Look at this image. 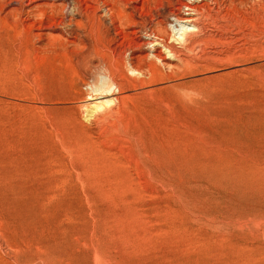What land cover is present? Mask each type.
Wrapping results in <instances>:
<instances>
[{"label": "rangeland", "instance_id": "obj_1", "mask_svg": "<svg viewBox=\"0 0 264 264\" xmlns=\"http://www.w3.org/2000/svg\"><path fill=\"white\" fill-rule=\"evenodd\" d=\"M132 1L0 0V264H264V0H217L190 47L163 16L195 0ZM105 4L127 14L116 81L138 57L162 75L94 125L85 99L118 90L77 59Z\"/></svg>", "mask_w": 264, "mask_h": 264}, {"label": "bare ground", "instance_id": "obj_2", "mask_svg": "<svg viewBox=\"0 0 264 264\" xmlns=\"http://www.w3.org/2000/svg\"><path fill=\"white\" fill-rule=\"evenodd\" d=\"M144 1L145 0H143V2ZM196 1H198L199 3H196ZM109 2H110V0H109ZM138 2H140V1L139 0H133L132 1V3H138ZM105 5L107 6L105 8L106 9V15L103 17H98L96 12H94V13L86 12L84 15H82L84 23L86 24V30H87L86 36L88 38V42H87V45L85 48L86 50H85L84 54L79 56V59H77V60H80L79 63L82 64L86 74L94 75L91 70H95V69L97 70L98 68H100L99 74H101V71H100L101 68L105 69L107 74L105 73V71L102 74L105 73L107 75V77L109 78V80H111L113 82V84L116 86V89L118 90V93L106 94L105 97H101L99 94H96L97 92L100 91V90H98L99 87L94 88V90L92 89V87H90L93 92H91V94L87 93V95L89 94L88 99L86 98L85 100L93 101V103L95 102L94 105L92 107H90L91 109H89V110L87 109L88 112L86 111L88 113L87 114L88 117H90V119L88 118L87 120H90L91 122H93V124H94V122L99 123L101 121H104L107 117L111 116L114 112H115L114 114H116V112H117V111H115L116 108H119L121 106L120 105L119 107H117L118 104H120L118 102L123 101V103H124V98H122V100L119 101L118 95H121L125 91L126 84L129 85L128 87L130 90L131 85H133L132 87H134V85L137 83L142 84V85L147 84V79L145 77H148L150 79V82H152L153 80L156 82V79L160 78L162 75V70L158 67V65L153 60H149L148 58L141 59L139 57H138L139 58V60H138V58L136 57L137 61L140 62V64L136 66V65H133L134 63L131 62L132 60H135L136 58L131 56L130 62L133 66L134 71H136L138 73V76L133 77V78H129L124 74H121V76H120V74L118 73V75L121 77L120 79L123 82L122 81H120V82L116 81L117 72L121 71V65L123 62L121 63L120 58L116 57V55L114 53L115 50L113 51V49L111 48L112 42L113 43L116 42L115 38L111 39V29L114 27V26L112 27L111 25H113L114 21H118L120 23L119 25H121L122 28L125 26H128L127 23H125V20L127 18V16H126L127 14H125V12H123V9H122V11L120 9H117L115 7V6H117V4H112V6H110L108 4H105ZM217 5H218L217 0H208V2H205V3H204V0H195V3H193L192 5H188V4L183 5L184 8H187V11H188L186 14L184 13L186 16L183 15L182 9H180L178 11L170 10L168 13L164 14L163 18L166 19L168 22L172 21L175 23H182L183 24V26H182L183 30L180 31L182 33H180L178 37H176L175 35L173 36V39L177 43V45H179V46L182 45V47L192 46L195 43L194 42L195 39L200 34L203 35V34L207 33L208 27H209L208 24L211 23V21L217 22L218 20L225 19V17L223 19H218V20L216 19L217 17H219V13L216 11L218 9H215V7ZM109 6L111 7V9ZM141 8H142V6H141ZM141 8L134 7V15L139 10L140 13L139 14L137 13V14H138L139 18L141 19L140 22L136 21L135 24H133V27L135 29H137V31L134 34L137 35V34L145 33V34H148L149 37L156 38L157 40H159L161 42L158 44H155L154 47H163L165 49L167 55H169L171 59L173 58L174 60H179L180 59V57L178 56L179 52L175 48L176 46L172 45V44H171L172 45L171 46L170 44L166 43L167 41L164 42L165 40H164L163 36L162 37L160 36V34H159L160 32H158L157 30L151 29V26L153 25L152 23H153L154 19L152 18L153 20L149 22L150 19L148 20V16L146 14H144V12H143L144 10H142ZM157 11H158V9H157ZM215 11H216V13H215ZM77 13H78V9L76 6V8L71 10V14H77ZM258 16L259 15H257V17ZM160 17H161V15H160ZM260 19H261V17H260ZM215 20H217V21H215ZM259 20H258V22H259ZM215 24H217V23H215ZM175 26L177 27V25H175ZM182 27H181V29H182ZM179 28L180 27H178L177 29L179 30ZM173 30H174V28H173ZM175 31H173V32H175ZM154 43L155 42H153L151 44H154ZM121 47H122V45H121ZM155 51H157V48H155ZM155 56L159 59L158 55H155ZM143 60H145V62ZM79 63H77V64L79 65ZM74 66H76V65H74ZM83 68L82 69L80 68V69L83 70ZM96 77L98 78V74ZM144 78L146 79V81ZM96 80H95V82H96ZM82 81H84V79ZM87 83L88 82H86V85H87ZM139 84H137V85H139ZM152 84H154V83L152 82ZM86 85H84V86H86ZM135 87L137 88V86H135ZM145 87H147V85H145L142 88L145 89ZM86 88H87V86H86ZM88 91L90 92V90H88ZM133 91H136V90H133ZM79 95H78V97L80 98ZM146 95L147 94H145V96ZM176 98H177V95H176ZM84 102H86V101H84ZM174 105L176 107V103ZM167 107H168V105H167ZM172 110L176 111V108L172 107ZM91 122H89V123H91ZM98 126H99V124H98Z\"/></svg>", "mask_w": 264, "mask_h": 264}]
</instances>
